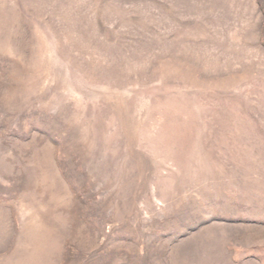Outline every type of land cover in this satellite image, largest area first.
<instances>
[{
    "label": "rangeland",
    "instance_id": "obj_1",
    "mask_svg": "<svg viewBox=\"0 0 264 264\" xmlns=\"http://www.w3.org/2000/svg\"><path fill=\"white\" fill-rule=\"evenodd\" d=\"M0 264H264V0H0Z\"/></svg>",
    "mask_w": 264,
    "mask_h": 264
}]
</instances>
